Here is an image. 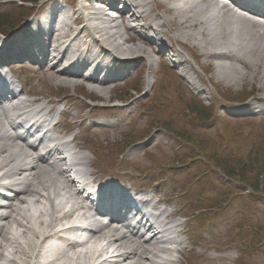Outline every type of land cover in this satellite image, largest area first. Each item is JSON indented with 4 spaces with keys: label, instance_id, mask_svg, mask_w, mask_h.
Returning a JSON list of instances; mask_svg holds the SVG:
<instances>
[{
    "label": "rangeland",
    "instance_id": "374dc122",
    "mask_svg": "<svg viewBox=\"0 0 264 264\" xmlns=\"http://www.w3.org/2000/svg\"><path fill=\"white\" fill-rule=\"evenodd\" d=\"M67 1V6L73 10L79 6H85L86 9L92 7V0ZM151 1L148 5L150 12L147 22H153L158 15L170 20L175 18V14L168 9H161L159 2L162 0H147ZM18 5L14 0H1L0 14L8 11L11 14L15 10L14 6ZM170 6L180 7L174 2ZM184 6H187L186 3ZM28 10L32 11L33 8ZM23 13V10L12 13L14 23L20 21L17 20V15ZM147 22L149 26L150 22ZM126 23L129 38L135 32L128 28L131 23ZM11 24L10 21L8 25ZM8 25L5 26L9 27ZM226 25L223 24L222 30L231 32L233 41L240 40L241 35L247 40L248 30L251 28L242 24L247 31L242 29L243 31H239V38H235L234 28H226ZM251 27L253 29V25ZM169 29L172 33L177 25H171ZM150 30L147 32L152 36ZM164 31L167 36L163 38H168L172 43L170 46L180 53V58L175 61L183 64L177 69H163L164 62L157 53L158 48L152 51L150 44L136 33V38L125 47H141L145 53L133 57L134 76L124 85L104 87L81 81L80 78L47 73L42 77L43 81L38 83L36 93L53 101L71 103L68 105L66 119L73 121L75 125L67 122L66 127L69 130L75 127L74 134L78 138L75 153L86 156L92 175L98 173V177H117L129 182L133 188L146 193L152 192L157 195L155 200H159L165 215H173L168 219L169 223L175 226L176 219L180 218L178 221H182V226L178 227L180 232L176 235L182 241L179 246L182 252L175 254L177 264H264V236L261 235L264 228V40L253 31V40L249 46L252 51L246 48L248 41H240L242 45L239 43L236 57L225 58L206 54L193 40L175 41L167 28ZM184 31L196 34L200 28ZM120 40L124 46V39L121 37ZM217 43L219 42L212 41L213 45ZM220 44L223 49L215 51L218 55L228 50H224L227 46L225 40H221ZM261 44L263 49L258 52L257 48ZM82 49L84 50L83 47H73L68 52L77 55L78 50ZM259 60L263 61V65L261 61L258 65L251 64H256ZM189 75L195 81L197 89L190 88L182 79ZM132 89L142 94L135 96L131 94ZM144 93H148L147 98H151L145 105L140 98L144 97ZM127 94H130L128 98ZM121 99L131 102L127 104L129 108H125L126 111L116 113L120 119L116 122L123 126L104 127L95 124L111 119V114L115 112L108 111L105 105ZM92 100L99 102L94 103ZM248 104L253 105V108L258 107L260 114L245 117L243 114L228 113ZM192 106H204L205 110L214 109L215 118L209 123H203L196 111L192 113ZM143 107H151V110L142 113ZM133 110L130 115L128 111ZM163 126L167 129L170 127L177 133L192 131L193 135H186L190 140L185 141L169 129L173 136L165 133ZM148 141L151 143L145 147L143 143ZM200 141H212L216 145L211 143L208 154L206 151L199 153L197 146H200ZM124 151L127 152L123 153ZM212 152H216L225 161L224 168L215 167L213 162L206 161L205 156L210 158L209 154ZM197 156L200 158L197 159ZM229 168H234L236 173L244 170L247 177L236 176L232 179L224 173ZM257 174H261V188L257 193L260 200L258 203L257 199H253L257 202H251L248 207L244 200H252L253 190L247 180L251 184ZM25 199L30 201L32 197L27 196ZM74 199L77 202L78 199ZM45 204L47 203L42 200L31 205L33 221L37 219L38 210H48L49 206ZM214 204L217 207L214 208ZM59 205L57 204L58 208ZM22 209L24 210L23 205ZM30 221V225H33V221ZM23 230L16 231L14 226H10L8 237L22 235ZM254 231L256 235H253ZM23 241L21 239V243ZM42 247L37 251H41ZM28 253L31 256L27 261L39 264L38 253L33 254L32 249Z\"/></svg>",
    "mask_w": 264,
    "mask_h": 264
},
{
    "label": "bare ground",
    "instance_id": "6f19581e",
    "mask_svg": "<svg viewBox=\"0 0 264 264\" xmlns=\"http://www.w3.org/2000/svg\"><path fill=\"white\" fill-rule=\"evenodd\" d=\"M112 1L109 4L111 7H113L115 0ZM120 1L125 9L123 15L131 13V17L129 15L127 18L136 24L134 31L145 36L144 41L147 40L146 37H149L157 39L164 44V40L160 35L164 32L163 29L167 28L168 32H170V26L177 25V29L173 30L172 33L170 32L175 41L187 42L188 40H193L206 54H213L215 57L225 56V58H232L236 57L239 43L242 45L243 41H248L246 48L247 50L250 49V41L253 40L251 32L254 31L256 35L262 37L264 40V25H253L252 29L249 22H243V19H234L235 22H243V25L251 28V30H248L249 34L246 40L243 39L242 35L239 38L240 28L238 26L234 27L235 38H239L240 40L233 41L232 33L226 29L222 30L223 24L230 22L231 14L226 9L227 7H224L221 8L219 15H214L215 0H162L159 2L161 8H166L169 12L174 13L175 18L170 20L158 15L153 19V22L148 21L150 22L149 26L144 27L137 25L140 22L146 23L149 19L148 14L150 10L148 9V5L152 1ZM173 2L175 5L177 3L180 7L184 6V3L187 6H184L183 9H180L178 6H170ZM254 8L256 7L250 9L264 13L263 9L256 8V10ZM84 11L88 12L87 16L84 13L82 15L74 13L73 18L62 22L60 27L53 30L51 37L48 39L54 47L52 60L55 61L53 69L49 72L50 75L58 74L62 77H75L77 75V72L70 68H64L63 70L58 68L61 58L72 49L73 43L75 46L85 49L84 54H78L79 57L84 55L83 68H90V63L93 61L97 62L96 59H101L103 56L109 55L113 57L114 62H112V66L111 64L108 66V73L110 74L113 73L114 69L117 70L118 65L128 62L129 58L137 56L140 53H145L141 47H125L126 44H129L136 38V35L134 34L128 38L126 19L124 17H121L119 21L118 19L105 18L104 12L102 14L99 10L89 9ZM73 26H79V30L77 32L73 31ZM197 27L200 28V31L196 34L184 31L185 29ZM148 29L152 30L154 36H148ZM121 37L124 39L122 43L124 46L120 43L122 41H119ZM213 40L219 43L213 45ZM221 40L227 42V46L224 47L226 49L224 50H228L218 55L215 51L223 49L220 44ZM13 43L15 44L14 41ZM98 46L102 49L94 52L93 49H98ZM166 47L168 48L169 46H165L163 51ZM110 49L115 51L116 54L108 52ZM257 49L258 52L262 51L263 44L259 45ZM20 51L24 52L25 50H18L17 52L19 53ZM117 53L120 56L119 60ZM260 61L263 65L262 60H259L256 64H251L258 65ZM179 65L181 66L180 63ZM93 73H97V71H93ZM38 117L40 119L46 118L45 109L39 112ZM45 135L44 141L54 139L49 130L46 131ZM8 137L0 135V186L2 180H8L9 183L6 185V190L16 195L14 198L5 199L8 203L5 208L0 207V209L9 210L6 214H0V264H31V262L27 261L31 256L28 253L29 249H32L33 254L38 253L37 261L39 264H108L109 262H106V260L101 261L105 253H111L112 264H177L178 260L174 259L175 254L182 252L179 248L182 241L178 237L177 239L174 237V239L160 240L161 238H158L157 235H153L150 238H146V233H143L142 236L131 235L125 229H108V227L102 226L92 227L91 237L88 239L87 244L98 242L99 247L95 250L85 248L81 252L76 250V247L82 245L76 241L69 242L67 236L73 232L77 233L79 228H57L61 221L72 218L71 216H73L79 205L74 198L80 199V193L76 189H73L75 183L67 176V168H63L60 165L64 160L55 159V161L50 162V159L54 158V153H48L47 151V157L42 154H36L38 147L33 145L23 147L19 142L10 136ZM72 159L76 160L77 165L86 166L87 164L85 156L74 157ZM64 163L67 166V163ZM87 174H90V172L88 171ZM27 196L32 197V200L28 201L25 199ZM59 198L61 200L60 207L58 208L56 200ZM42 200L47 201L49 208L45 211L38 210L37 219L33 221L30 207L33 204L40 203ZM63 204L70 206L69 211L64 212V214L60 211ZM145 204L150 207L151 211L160 209L157 203H153L152 200H149ZM22 205L24 206V210L22 209ZM164 214V210H160L157 218H161V224L165 228V233L169 229L172 230L174 225L167 222L165 218L168 216ZM30 219L33 221V225H30ZM10 226H14L16 231L24 229L23 234L8 237ZM21 239H24L23 243H21ZM51 240L65 242L68 249L73 250L72 253L67 255L66 251L57 245L52 246V244L48 245L44 252L37 251L43 244ZM103 240L107 241V243L102 242ZM169 244L174 245V249L165 246ZM3 251L8 253L4 254ZM166 256L170 257V260H165Z\"/></svg>",
    "mask_w": 264,
    "mask_h": 264
},
{
    "label": "trees",
    "instance_id": "16d2710c",
    "mask_svg": "<svg viewBox=\"0 0 264 264\" xmlns=\"http://www.w3.org/2000/svg\"><path fill=\"white\" fill-rule=\"evenodd\" d=\"M192 108V110H193V114H194V111H196L197 113H198V116L202 119V121H205V122H208V121H211V119H212V113H211V111H209L208 112V110L206 109H203V106H192L191 107ZM197 113H195L196 115H197ZM170 131H173V132H175V133H177L175 130H173L172 128H168ZM188 130V129H187ZM190 131V130H189ZM192 132V131H191ZM191 132H188V131H183V132H180V133H177V135H180L185 141H188V140H190L189 139V137H187L186 135H193V133H191ZM204 144H206V145H209V146H205ZM210 146H211V143H209V141H207V142H203V141H200V146H197V148H198V151H199V153H204L205 151H206V153L208 154V152H207V150L208 149H210ZM205 156V155H204ZM209 156H210V158L209 157H207V156H205V158H206V161H209V162H213V164L215 165V167H219V168H224V160H222V159H220L219 158V156H218V154L216 153V152H212V154L210 155L209 154ZM197 159L198 158H200V156H197L196 157ZM222 162H221V161ZM257 162V161H256ZM248 164V163H247ZM256 164V163H255ZM254 164V165H255ZM246 164H244V166H245ZM254 165H252L253 166V168H254ZM264 165V164H263ZM246 167V166H245ZM262 168H264V166H262ZM261 169V168H260ZM247 172H250L249 170H246ZM224 173H225V175H227L228 177H230V178H232V179H234L236 176H241V177H247V175L244 173V170H241L240 171V173H236V170L234 169V168H229V169H227V170H225L224 171ZM241 173H243V174H241ZM261 177V174H257V177H256V179L255 180H253V182L250 184L249 183V181L247 180V182H248V185L252 188V192H253V196L251 197V199L252 200H248L247 201V204H246V206H248L252 201H253V199H257V201H258V203H259V198H258V196H257V193H259L260 192V180H259V178ZM264 187V186H263ZM227 198V197H226ZM225 198V199H226ZM255 201V200H254ZM257 201H255V202H257ZM210 202L211 203H213L212 202V200H210ZM215 207H217V205L216 204H214V208ZM261 231H264V229L263 230H261ZM264 235V234H263Z\"/></svg>",
    "mask_w": 264,
    "mask_h": 264
}]
</instances>
